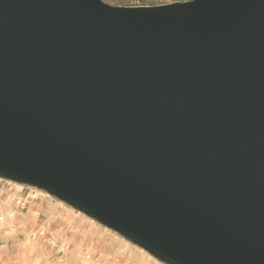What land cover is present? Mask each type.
Instances as JSON below:
<instances>
[{
	"label": "water",
	"instance_id": "1",
	"mask_svg": "<svg viewBox=\"0 0 264 264\" xmlns=\"http://www.w3.org/2000/svg\"><path fill=\"white\" fill-rule=\"evenodd\" d=\"M0 177L166 264H264V0H0Z\"/></svg>",
	"mask_w": 264,
	"mask_h": 264
},
{
	"label": "rangeland",
	"instance_id": "2",
	"mask_svg": "<svg viewBox=\"0 0 264 264\" xmlns=\"http://www.w3.org/2000/svg\"><path fill=\"white\" fill-rule=\"evenodd\" d=\"M149 6L186 0H102ZM0 264H166L49 192L0 177Z\"/></svg>",
	"mask_w": 264,
	"mask_h": 264
}]
</instances>
